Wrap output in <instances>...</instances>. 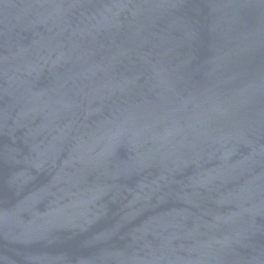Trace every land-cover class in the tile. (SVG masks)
Wrapping results in <instances>:
<instances>
[{
	"label": "water",
	"instance_id": "95a60500",
	"mask_svg": "<svg viewBox=\"0 0 264 264\" xmlns=\"http://www.w3.org/2000/svg\"><path fill=\"white\" fill-rule=\"evenodd\" d=\"M0 264H264V0H0Z\"/></svg>",
	"mask_w": 264,
	"mask_h": 264
}]
</instances>
